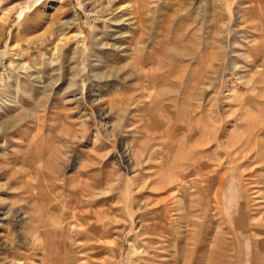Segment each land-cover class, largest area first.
Returning <instances> with one entry per match:
<instances>
[{
    "label": "rangeland",
    "instance_id": "obj_1",
    "mask_svg": "<svg viewBox=\"0 0 264 264\" xmlns=\"http://www.w3.org/2000/svg\"><path fill=\"white\" fill-rule=\"evenodd\" d=\"M263 44L264 0H0V114L10 64L36 79L0 137V262L145 264L157 226L169 264H264Z\"/></svg>",
    "mask_w": 264,
    "mask_h": 264
},
{
    "label": "bare ground",
    "instance_id": "obj_2",
    "mask_svg": "<svg viewBox=\"0 0 264 264\" xmlns=\"http://www.w3.org/2000/svg\"><path fill=\"white\" fill-rule=\"evenodd\" d=\"M116 1H112L113 4H115ZM111 7V6H110ZM116 10V9H115ZM245 21V20H244ZM255 29V28H254ZM259 40H262L259 38ZM262 42V41H261ZM260 42V43H261ZM258 43V42H257ZM258 45V44H257ZM264 46V44H263ZM259 48V47H258ZM257 48V49H258ZM262 50V49H260ZM259 50V52H260ZM199 51V50H198ZM258 51V50H257ZM200 52V51H199ZM258 52V53H259ZM198 54V56H201V53H196ZM264 58V57H263ZM185 59V58H184ZM219 60V59H218ZM17 63L15 64H10V70H11V73L14 77H12L13 81H9V83H7L4 88H3V98L5 100V102H3L4 106L6 107V111L4 112L3 115L0 114V117L1 119L4 118V120L1 122L0 121V137L1 135L3 136V134L7 135V133L9 132H12L13 129H15V127L17 125H19V123H21L23 120H25V117L23 115H17V116H14V114L16 113V110L17 107L14 103V99L18 96L14 93V89L15 87H18L20 88V94L23 95L24 93V84H22V79H26V80H30V81H33L35 82L36 79L34 80V77H33V73L31 74V71L27 68L25 69L24 67V63L21 62V59L20 57L17 58ZM214 61H217V60H214ZM218 62V61H217ZM259 62H262L261 64L264 65V59L262 61H260L259 57H256L255 59H253V61L251 62L252 65H256L259 63ZM2 103V102H1ZM1 106V105H0ZM3 106V107H4ZM5 110V109H4ZM1 112V111H0ZM24 114V113H23ZM3 117V118H2ZM28 118V116H27ZM26 118V119H27ZM106 118V117H105ZM20 126V125H19ZM18 126V127H19ZM17 128V127H16ZM16 130V129H15ZM11 134V133H10ZM5 140H8V139H5ZM4 140V141H5ZM9 141V140H8ZM5 143V142H4ZM9 144V143H8ZM6 145V143H5ZM128 153H126V156H127ZM125 155V154H123ZM131 155V154H130ZM5 155L4 154H0V164L2 162H5L6 160L4 159ZM125 156V157H126ZM235 157V156H234ZM130 158V157H129ZM132 162V161H131ZM130 164V163H129ZM142 164V163H141ZM132 166V165H131ZM129 167V166H128ZM207 170V169H206ZM189 176V175H188ZM183 177V176H182ZM142 185V184H141ZM149 185V184H148ZM142 187V186H141ZM140 187V188H141ZM144 187V185H143ZM142 187L143 191H144V188ZM95 187H92L90 185L86 186V185H83L82 187H75L72 189V193H76L79 195V201L77 203V206H76V211L71 213V216L70 217H79L78 215V211L82 209V207H84V205L86 204V199L89 198L90 196L92 197L93 195H95ZM147 188V187H146ZM98 189V188H97ZM141 190V189H140ZM138 190V191H140ZM142 191V190H141ZM140 191V192H141ZM8 194V190L6 191ZM99 192V191H98ZM100 194V193H99ZM97 196V195H96ZM2 197V196H1ZM91 199V198H90ZM6 199L5 198H1L0 199V217H2L3 219H8L10 218L11 216H13L12 214L14 213L13 209L11 208V206L9 205L8 202L5 201ZM13 207V206H12ZM67 207H68V210H72V206L69 205V202L67 203ZM99 215V214H98ZM81 216V215H80ZM99 217V216H98ZM82 218V216H81ZM97 218V217H96ZM102 218V217H101ZM164 218V217H163ZM98 219V218H97ZM111 219V218H110ZM100 220V219H99ZM112 220V219H111ZM110 220V221H111ZM164 220V219H163ZM74 221V220H73ZM80 221V219L78 220ZM105 221V220H104ZM107 221V219H106ZM82 222V220H81ZM103 221H101L100 223H102ZM71 223V222H70ZM69 224V223H68ZM82 224V223H81ZM85 224V223H84ZM147 224V223H146ZM158 224V223H157ZM171 224V223H170ZM60 225V223H58L56 225V227H58ZM161 225V223L159 224ZM2 226V225H1ZM104 227V232H103V235L104 236H107L108 234H110V231L112 229V225L110 224V222H106L102 225ZM149 227V224L147 225ZM146 227V226H145ZM146 227V228H148ZM151 227V226H150ZM72 228V227H71ZM76 228V227H75ZM143 228V227H142ZM144 229V231L146 230V232L148 231L147 229ZM67 229V228H66ZM150 231H148L149 233H147L150 237L146 240H144L142 238V248H144V251L146 252V255L142 258V260L145 261V264H169V262L167 260H164L165 257L162 253V248L161 246L159 245V242L157 237H162L164 235H162L161 233H164L162 231H160L161 229H159L157 226H154L153 228H149ZM139 230V229H138ZM66 231V230H65ZM143 231V230H142ZM161 233H160V232ZM64 232V230H63ZM73 232V231H72ZM78 232V231H77ZM60 233V232H59ZM68 233V232H67ZM76 233V231H75ZM61 234V233H60ZM59 234V235H60ZM65 234V233H64ZM79 234V233H77ZM79 236V235H78ZM139 237L141 238L142 235L140 234ZM0 243H1V239H0ZM4 243V242H2ZM1 243V244H2ZM6 246V244H4ZM4 246V247H5ZM3 247V248H4ZM217 249V248H216ZM2 250V249H0ZM5 250V249H4ZM144 252V254H145ZM143 254V253H142ZM143 256V255H142ZM140 258V257H139ZM0 264H14L12 262H8V260H1Z\"/></svg>",
    "mask_w": 264,
    "mask_h": 264
}]
</instances>
